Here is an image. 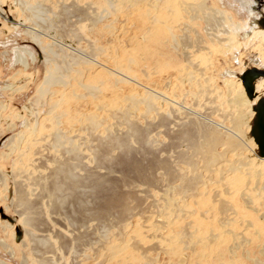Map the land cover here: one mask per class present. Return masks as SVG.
<instances>
[{"label":"rangeland","instance_id":"1","mask_svg":"<svg viewBox=\"0 0 264 264\" xmlns=\"http://www.w3.org/2000/svg\"><path fill=\"white\" fill-rule=\"evenodd\" d=\"M55 1L37 0L48 10L43 21L44 29L47 27L46 20L51 18L49 15L53 11L60 16L56 31L61 35L60 39L64 40L61 42L86 49L88 41L91 44L88 52L95 48L102 50L100 60L106 54L117 58L125 67L128 66L126 75L146 85L153 83L154 79L164 80L165 84L160 86L169 93L172 92L173 85H181V77H195L200 81V86L191 91L189 83L185 84L176 93L178 100L210 120L222 121L227 127H231V123L223 120L222 116L244 109L242 104L233 101L234 96L239 97V84L244 89L240 77L252 68L264 71V43L251 42L250 39L252 33L259 30L256 21L264 17V7L260 9L258 0H182L184 9L179 11L180 18L173 23L175 34L166 35L156 26L157 30L153 33L156 41H150L151 43L147 40L149 30L153 28L150 18L158 20L157 16L162 9L161 2L153 5L154 1L147 3L144 0H112L114 5L109 7L104 5V0ZM0 2V264H32L33 257L35 259L38 255L37 251H40L39 255L44 254L49 258L54 253L55 264H242L243 260L248 259H252L250 264H264L262 249L250 251L255 246H264V170L261 167L242 173L239 187L223 180L225 174H212L210 190L218 197L214 205L209 202L215 215L212 217L210 233L218 230L221 235L218 242H213L198 253L195 251L197 247L193 248L191 234L187 233L191 220H186V223L175 219L169 228V222L163 219L165 217L162 218L163 193L159 189H152L155 194L141 193L138 191L140 188L132 191L135 185L130 188L122 185V190L135 194L128 200V206L138 216L127 219L123 224L115 216L105 223L91 220L83 228V221H86V215L90 213L89 209L96 200L95 195L84 194V188L77 190L79 194L74 192V188L70 191L65 189L56 197H51L44 191V184L50 185L54 182L52 174L58 163H66V159L52 151L44 152L36 160L38 157L31 153L30 160L26 158L22 162L25 165H22L18 154L11 152L9 142L12 136L23 130V118L18 119L19 117L29 119L30 124L34 122L29 111H35L37 107L39 109L35 103V92L44 79L47 68L51 66L52 54L47 45H53L54 42L46 37L36 38L35 33L41 30L27 20L29 14L22 11L19 0ZM64 8L66 13L62 15ZM5 16L8 17L7 20ZM209 18L218 21L209 25ZM15 21H24L26 25L14 24ZM164 36L168 40L178 39L179 50L168 47L163 52L160 43L167 41ZM53 48L59 51L57 46L54 45ZM175 68L184 71L186 76L177 75ZM153 71L154 76L149 78L147 73ZM166 84L169 85L168 88ZM127 87L115 89L121 94L129 92ZM201 91L204 93L196 97L195 94ZM245 98L248 99L246 93ZM128 104L129 102H121L117 105ZM40 107L42 108L41 105ZM14 122L17 123V128L10 129ZM257 132L258 128L254 134L249 131L247 135H251L258 146ZM132 143L133 141L129 142V146L133 150L136 144ZM114 155L117 156L118 153ZM134 156L138 160L142 158L136 153ZM226 157L230 161L231 156ZM227 163L229 162L224 160V165ZM90 167L93 169L95 166L90 164ZM114 167L112 172L100 169L98 173L110 175V182L116 183L121 179L122 171L120 167ZM74 172L81 178L84 177L81 168H75ZM21 191L25 193L33 210H23L24 207L17 197ZM102 197L103 195L100 196ZM233 206L240 208L238 211L241 215H229L231 211L229 214L224 212ZM30 214L35 219L33 226L23 223L26 218H31ZM10 219L14 221L13 224ZM91 224L92 229L88 227ZM108 225L111 228L109 240L104 237V227ZM122 225H127L128 228L123 230ZM213 225L217 227L215 231ZM17 230L22 232L19 242H16ZM71 234H85L83 245L79 246L70 239ZM34 239H46L49 245L38 248ZM242 243L245 246L242 247ZM111 246L117 247V252L121 251L115 253L113 258H110L108 252ZM173 247H176L177 253L173 254Z\"/></svg>","mask_w":264,"mask_h":264},{"label":"bare ground","instance_id":"2","mask_svg":"<svg viewBox=\"0 0 264 264\" xmlns=\"http://www.w3.org/2000/svg\"><path fill=\"white\" fill-rule=\"evenodd\" d=\"M41 1L45 2V0ZM104 1L105 6L114 5L112 0ZM144 1L147 3L154 1L153 5L158 2L162 3L161 12L158 16L156 15L158 20L150 18L153 28L149 30L150 35L147 40L156 41L153 36L157 30L156 26H159L166 35L175 34L173 23L180 18L179 11L184 9L182 0ZM53 4L55 6V3ZM19 6L24 13L29 14L27 20L40 28L41 31L35 33L36 38L46 37L54 42L53 45H47L52 54L51 66L47 68L46 75L35 92L37 95L35 103L39 109L37 107L35 111H29L34 117L33 124H30L29 119L23 116L19 118L15 116L18 119L23 118L21 120L23 121V132L12 136L9 145L11 152L17 153L20 157V163L25 165L22 162L26 158L29 159L31 153L34 157H38L36 160H39L44 152L52 153V151L66 159V163L59 162L58 167L53 171L54 182L50 185L44 184L42 189L51 197H56L65 189L70 191L72 188L75 193H78V189L84 188L86 191L83 192L84 194L95 195L96 200L93 207L89 209L90 213L86 215L88 217L86 221H83L82 228L86 224L89 225L91 220L105 223L115 216L123 224L127 219L137 217L138 215L128 206V200L135 194L121 189L122 185L129 188L135 185L132 190L134 192L140 188L138 191L141 193L155 194L152 193V189H159L163 193L162 204L160 203L162 206H159L163 208L162 218L165 217L163 219L169 222V228L175 219L186 223V220H191L187 233L191 234L193 248L197 247L195 248L197 253L202 249H207L213 242H218L221 233L219 234L218 230L210 233L212 217L215 215L209 202L214 205L218 197L210 190L212 174L215 173L216 176L225 174L223 180L230 181L233 186L239 187L242 173L259 167L264 170V157L261 156L259 146L253 142L251 135H247L249 131L254 134L257 130L256 108L264 104V79L255 82L256 98L254 100L245 98V90L239 84V97L234 96L233 101L242 104L244 109H237L236 113L222 116L223 120L226 119L231 123V127H227L222 121L210 120L204 114L194 108L184 106L178 100L176 93L185 84H190L188 86L191 91L200 86V81L195 77H181L179 80L181 85L178 86L177 83L173 85L171 93L164 91L165 88L160 86L165 84L164 80L154 79L149 85L140 83L134 77L126 75L128 66L125 67L117 58L106 54V57L100 60L103 52L97 48L88 52L87 49H91L88 41L86 49L74 47V44L66 45V42L64 44V40L60 39L61 35H58L56 31L60 16L54 11L52 15H49L51 18L46 20L47 27L44 29L43 21L48 10L44 8L42 2L19 0ZM65 13L66 8L61 11L62 15ZM5 19L7 20L8 17L5 16ZM217 21L215 18H209L207 24L213 25ZM256 22L259 30L252 33L251 42L264 43V17L258 18ZM16 23L21 26L26 25L24 21H15L14 24ZM256 24H254L255 28ZM28 28L32 29L31 26ZM236 30L239 28L236 27ZM164 38L167 39L165 36ZM54 45L59 48V51L53 48ZM168 47L179 50L178 39H167L160 43L163 52ZM169 60L172 61L171 58ZM181 67L179 68L182 69ZM182 70L175 68V73L186 76ZM147 75L149 78L154 76V71L148 72ZM123 86H128L129 92L117 93L115 87L121 90ZM166 86L169 87L168 84ZM133 90L137 91L133 92ZM203 93L204 91H201L195 95L199 97ZM121 102H129V104L117 105ZM17 126L14 122L10 129H16ZM120 126L123 128L120 129ZM132 141V144H136L133 150L129 146V142ZM115 153L118 155L115 156ZM135 153L142 158L139 160L134 158ZM226 155L231 156L230 161ZM224 160L229 163L224 165ZM256 160L257 163H255ZM90 164L95 167L91 169ZM112 164L120 167L122 171L121 179L116 183L110 182V175L104 176L98 173L100 169L112 172L115 168ZM75 168H81L84 171L83 178L74 172ZM20 169L23 170V168ZM19 193L18 201L24 207L22 209L27 212L32 209V206L25 193L23 191ZM102 195L103 197L100 198ZM238 208L233 206L224 212L231 211L229 215L239 216L241 214ZM125 218L126 220H123ZM33 221L35 219L31 216L23 223L33 226ZM242 222H244L243 215ZM15 226L16 224L12 227ZM96 226L98 224L95 225V229ZM216 226L215 229L213 228L214 231ZM88 227L92 229L93 225ZM108 227L109 225L104 227V237L109 240L111 228ZM122 228L125 230L128 226L122 225ZM71 232L74 233V231ZM71 237L70 239L82 246L86 236L85 234H71ZM35 242L38 248L49 245L46 239H36ZM243 246L245 244L242 243ZM258 249H262L264 253V246H255V249L252 248L250 251L256 252ZM117 250L115 246L110 247L108 251L110 258H113L115 253L121 252ZM245 250L247 251V247ZM37 252L38 255L35 259L33 257L32 264H55L54 253H52L53 257L49 258L44 254L39 255L40 251ZM174 253H177V249L173 250ZM219 259L222 260V257ZM251 262L252 259L243 260L242 264Z\"/></svg>","mask_w":264,"mask_h":264},{"label":"water","instance_id":"3","mask_svg":"<svg viewBox=\"0 0 264 264\" xmlns=\"http://www.w3.org/2000/svg\"><path fill=\"white\" fill-rule=\"evenodd\" d=\"M245 93L250 100L256 98L255 82L259 79H264V71L255 68L245 71L240 77ZM257 110V128H258V139L257 143L260 149L261 156L264 157V104L261 105ZM13 224L14 221L10 219ZM22 238V232L16 231V242H19Z\"/></svg>","mask_w":264,"mask_h":264},{"label":"flooded vegetation","instance_id":"4","mask_svg":"<svg viewBox=\"0 0 264 264\" xmlns=\"http://www.w3.org/2000/svg\"><path fill=\"white\" fill-rule=\"evenodd\" d=\"M260 9L264 7V0H258Z\"/></svg>","mask_w":264,"mask_h":264}]
</instances>
